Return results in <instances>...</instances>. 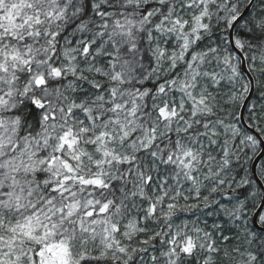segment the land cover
Returning a JSON list of instances; mask_svg holds the SVG:
<instances>
[{"label":"snow or ice","instance_id":"snow-or-ice-1","mask_svg":"<svg viewBox=\"0 0 264 264\" xmlns=\"http://www.w3.org/2000/svg\"><path fill=\"white\" fill-rule=\"evenodd\" d=\"M0 264H264V0H0Z\"/></svg>","mask_w":264,"mask_h":264},{"label":"trees","instance_id":"trees-1","mask_svg":"<svg viewBox=\"0 0 264 264\" xmlns=\"http://www.w3.org/2000/svg\"><path fill=\"white\" fill-rule=\"evenodd\" d=\"M257 96H258V93H257ZM252 99H253V100L256 99V96H253Z\"/></svg>","mask_w":264,"mask_h":264},{"label":"water","instance_id":"water-1","mask_svg":"<svg viewBox=\"0 0 264 264\" xmlns=\"http://www.w3.org/2000/svg\"><path fill=\"white\" fill-rule=\"evenodd\" d=\"M243 111V110H242Z\"/></svg>","mask_w":264,"mask_h":264}]
</instances>
